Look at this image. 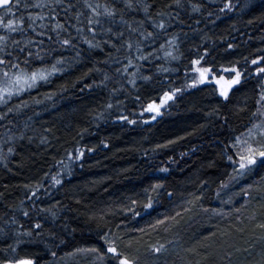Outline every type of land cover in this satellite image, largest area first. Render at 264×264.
Wrapping results in <instances>:
<instances>
[{"label":"trees","instance_id":"obj_1","mask_svg":"<svg viewBox=\"0 0 264 264\" xmlns=\"http://www.w3.org/2000/svg\"><path fill=\"white\" fill-rule=\"evenodd\" d=\"M246 2L232 0L227 11L225 0L172 5L178 17L155 42L145 40L142 51L151 56L139 61L134 85L127 73L115 72L126 63V49L90 48L75 32L79 49L45 38L43 47L50 51L33 66L63 56L57 63L62 71L0 107L6 113L0 118V153L6 157L0 160V228L7 233L0 234V260L27 256L33 264H118L108 252L107 234L135 264H260L264 158L247 170L235 167L234 145L254 124L264 92L263 77L250 67L264 57V7L261 0L242 7ZM153 3L155 14L171 0ZM127 18L134 26L145 20L153 28L142 11H130ZM113 28L124 37L99 33L96 40L122 44L131 32L122 24ZM171 35L177 40L165 56L167 49L159 46ZM199 57L200 66L214 72L235 66L246 73L227 97L213 84L186 89ZM165 92L173 96L162 116L142 123L144 108ZM148 196L151 208L145 207ZM13 218L19 223H6ZM21 226L34 234L16 245ZM153 245L163 247L156 252Z\"/></svg>","mask_w":264,"mask_h":264},{"label":"snow or ice","instance_id":"obj_2","mask_svg":"<svg viewBox=\"0 0 264 264\" xmlns=\"http://www.w3.org/2000/svg\"><path fill=\"white\" fill-rule=\"evenodd\" d=\"M172 5L176 7L184 6L182 0H171L170 4L156 7L155 14H153L152 9L155 7L153 0H103V2L102 0H0V104L7 105L13 94L35 87L40 80H47L51 73L62 71V68L57 67V63L64 61L63 56L57 57V62L51 65L42 63L39 66L33 65L37 60L42 61L43 56L50 51L43 47L45 38L61 47L71 46L79 49V44L76 43L73 35L74 32L90 48H103L111 45L118 53L121 49H126L128 54L123 56L126 63H121L115 69V72L127 73L132 77L130 83L134 85L135 78L141 68L139 61H145L151 56L150 52L142 51L145 47V40L151 39L155 42L160 32L167 33L168 26L174 22L173 16L178 17L176 8ZM249 5L250 0L242 7H249ZM261 6L264 7V0H261ZM199 7L200 5H193V10H198ZM233 7L232 0H225L224 8L231 9ZM165 9L170 10L166 11ZM130 11H142L146 21L150 22L153 28L150 30L146 27L145 20H138L134 26L133 19L127 18ZM62 14L67 19H61ZM115 24L126 25L128 29H131L128 38L124 39L122 44H118L111 38H107L105 43L96 40L99 33H104L105 36L108 33H113L116 37L123 38L124 31L120 29L114 31L113 25ZM133 33L136 34L135 39H133ZM176 40L177 37L171 35L163 44H160V49H167L164 52L165 56L171 55V46ZM16 49H19V53L16 52ZM133 49H135V54L132 52ZM153 51H156V49ZM20 54H23V59L20 58ZM76 55L79 56L80 52L77 51ZM202 59L203 57H199L193 63L199 65ZM258 61L261 63L254 70L257 73H264V57L257 56L252 60V64L257 65ZM130 68L133 71L130 72ZM233 68L235 75L230 79H226L224 76L216 77L215 73H212L213 78L220 85L222 95L225 97L228 96L229 88L238 83L241 77L239 68L235 66ZM195 71L199 73V77L191 80V85L207 80L211 69L209 67H197ZM144 78L150 79L151 77L149 75ZM105 79H108L107 75ZM112 91H116V89H112ZM175 91H180V89ZM172 96V92L164 93L165 100L171 99ZM261 99L264 100V92H261ZM160 103H164V100ZM23 106V104L20 105L21 108ZM111 106V104L108 105L109 108ZM148 109L159 113L160 105L152 102L148 105ZM16 110L15 107H7L6 109L7 112ZM257 111L261 113V119H258L256 124L247 130L249 139L240 142L242 147L237 153L239 156L237 163L239 168L243 170L255 165L258 157L264 158V140L255 141L252 139L254 136L264 137V110L257 109ZM5 116V112H0V118H5ZM119 119L127 120L128 118L120 116ZM150 119H155V116L150 117ZM20 135L23 136V133H20ZM7 151L11 153L14 149L8 147ZM80 155H83V151L80 152ZM227 158L228 160L233 159L232 156ZM0 160L6 161V157L2 153H0ZM261 162L264 163V160ZM29 187L31 188V186ZM31 190L33 193L36 191L35 188ZM152 204L153 199L148 196L145 207L151 208ZM44 210L51 211V209ZM51 214L55 216V212ZM23 215L28 216V211L25 210ZM6 223L18 224L19 222L13 218ZM157 223H160V221H157ZM41 225L42 221H35V229H40ZM260 227L264 228V224H261ZM16 233L15 244L19 245L23 242V236L31 237L34 234V229L21 226L16 229ZM0 234L6 235L7 233L0 228ZM104 239L108 244V252L114 254L113 259L117 260L118 264H135L134 259L122 252L115 241L107 239V234H105ZM152 247L156 252H160L163 245L159 247L153 245ZM96 251H99V249H96ZM100 255L104 256L105 253L101 252ZM0 264H33V259L27 256L19 259H3L0 260ZM260 264H264V259Z\"/></svg>","mask_w":264,"mask_h":264},{"label":"rangeland","instance_id":"obj_3","mask_svg":"<svg viewBox=\"0 0 264 264\" xmlns=\"http://www.w3.org/2000/svg\"><path fill=\"white\" fill-rule=\"evenodd\" d=\"M227 10H228V9L223 8V11H227ZM260 63H261V62L258 61V62H257V65H253L252 62H251L250 67H252L253 70H254L255 67H257L258 65H260ZM197 67H202V66H200V64H199V65H197V64H194V65H193V67H192V71H191V74H190V76L188 77V82H187V85L185 86V88H186V89H191V88L198 87V86H201V85H204V84H213V85L216 87V90H217L218 94L221 95V96H223L222 93H221V91H220V85L216 82V79L213 78L212 73H215L216 77L224 76L226 79H230L232 76L235 75L234 68L218 70L217 72H214V71L211 69V71L208 73V79H207V80H204V81H202V82H200V83H198V84H196V85H191V80L196 79L197 77H199V73L195 71V69H196ZM250 69H251V68H249V70H250ZM239 70H240V69H239ZM240 72H241V77H240L239 82L233 84V85L229 88V90H228V94H229V92H230L235 86H237V85L242 81V79H243V77H244V75H245V73H246V72H244L243 70H240ZM252 74L262 76L263 79H264V73H257V72H255V70H254ZM42 81H44V80H40V81L37 83V85H38L40 82H42ZM37 85H36V86H37ZM36 86H35V87H36ZM35 87H32V88L26 89L25 91L20 92V93H17V94H13L12 98H13V97H16V96H18V95H21L22 93L27 92L28 90H32V89L35 88ZM12 98H11V99H12ZM11 99H10V100H11ZM162 100H164V103H160ZM8 101H9V100H8ZM169 101H170V99L165 100L164 97L161 98V100L157 103V104L160 105V111H159V113H157V112H153V111H150V110L148 109V105H147V106L144 108V110H143V116H142V121H141V122H142V123L153 122V121L157 120L158 118H160V117L162 116L163 112L166 110V107H167ZM3 105H4V104H0V107H2ZM259 109L264 110V100H262V99H261V101H260V108H259ZM152 116H155V119H150V117H152ZM258 119H261V113H260V112H257L256 119H255V122H254L253 125L256 124V122H257ZM253 125H252V127H253ZM252 127H251V128H252ZM247 139H249V137H248V134H247V131H246L242 136H240V137L236 140V143H235V145H236V146H235V153H236L237 158L235 159V165H236L235 167H236L237 169H240V168H239V165H238V163H237V161L239 160V156L237 155V153L241 150V147H242V145H241L240 142H241V141H244V140H247ZM252 139L255 140V141H261V140H264V137H261V136H254ZM79 157H80V153H77L76 155H72V156H70V157L68 158V160H67V164L64 166V168H62V169L60 170L59 173H61L62 171H65V170H63V169H65L66 167H69V166L72 164V161L77 160ZM262 159H263V158L258 157V158H257V162H258V161H261ZM251 166H252V165H251ZM251 166H249V167H251ZM61 174H62V173H61ZM58 175H59V174H58Z\"/></svg>","mask_w":264,"mask_h":264}]
</instances>
